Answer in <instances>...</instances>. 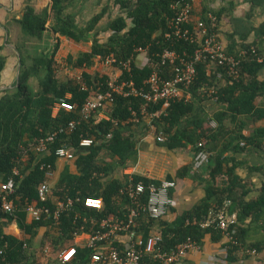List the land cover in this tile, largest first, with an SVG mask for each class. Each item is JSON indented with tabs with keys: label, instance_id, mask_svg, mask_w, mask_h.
I'll use <instances>...</instances> for the list:
<instances>
[{
	"label": "trees",
	"instance_id": "1",
	"mask_svg": "<svg viewBox=\"0 0 264 264\" xmlns=\"http://www.w3.org/2000/svg\"><path fill=\"white\" fill-rule=\"evenodd\" d=\"M74 1L51 0L50 11L45 12L38 11L29 1L21 18L16 19L24 37L23 43L17 45L21 57L20 74L12 88L0 91V264H33L35 254L30 249L31 240L43 225L57 226L60 237L53 241L56 245L60 239L63 242L72 241L80 232L96 234L104 231L102 226L104 219L111 214L127 218L132 206L131 198L122 192L131 180L127 183L112 175L118 167L124 166L128 155L136 148L137 141L133 136L135 129H126L123 124L135 123L133 110L140 117L144 100L117 95L111 105L110 120L95 116L89 121H82L74 131L61 133L50 145V151L41 155L34 148L40 139L61 127H66L71 120L79 119L78 110L71 112L63 110L57 116H53L55 102L71 94L69 100L81 107L88 97L109 88V75L89 71L97 58L103 60L111 53L120 60L133 58L132 77L138 86H142L153 71L163 67L161 53L165 48L194 56L198 46L186 40H168L165 37L170 20L178 11L173 5L181 7L186 3L193 4L192 0H115V5L124 13L111 18L109 24L103 27L101 23L109 8L94 15L82 26L73 14L66 12ZM262 1L264 0H252L253 4ZM211 3L212 0H203L200 18L209 24L211 31L220 34V24L228 9L222 8L218 11ZM195 11L194 9V13ZM211 13L216 16V21L211 20ZM253 13L251 10L244 17H232L233 31L229 34L228 48L226 46L229 54L239 55L243 49L256 48L262 55L264 49L262 36L251 43L246 41L250 34L257 30L252 22ZM50 20L52 23L48 24ZM46 32L52 33L56 38L51 53L36 51L30 53L28 47L30 44L34 45L31 42L36 39L44 40ZM102 33H106V37ZM61 37L77 42H92L90 51L82 52L78 56L69 54L67 57L72 67L84 69L81 77L70 75L61 79L58 76L55 57L60 48ZM7 43L0 36V86L9 65L8 55L2 52L7 48ZM141 47L148 48L150 60L145 65L135 60L139 55L137 50ZM30 59L32 63H29ZM263 65L264 59L259 62L252 56L247 57L240 66L238 76L233 78L227 75L224 66L212 60L197 62L196 78L190 88L192 93L190 101L176 100L168 104L160 101L148 108L155 115L152 123L156 125V130H162L168 137L164 144L170 149L195 144L197 149V144L203 141L208 148L209 142L222 134L227 117L234 119L240 115L255 114L258 111L255 100L258 96H264V80L258 78ZM221 72L223 78L219 77ZM129 75L124 72L123 78ZM33 80H37V84ZM210 87L217 88L220 103L227 104L224 111L215 115L214 119L218 123L215 127L211 124L209 114L202 108L204 102L211 99L207 94V88ZM257 132L247 137L248 144L264 149V142L260 140L261 137L264 139V129ZM82 136H95L98 141L88 149H80L79 142ZM238 138H243V135L235 136L230 141V146L224 145L221 152L214 153L205 172L195 178L206 190V196L199 203L184 211L172 222L153 220L149 218L147 212L141 214L137 228L145 239L158 223V232L163 236L161 246L164 249L174 248L189 237L200 245H203L208 235L219 241L225 237L222 230L215 227L204 228L200 222L211 213L216 214L226 209L230 214L236 213L238 217L236 225H233L237 230L235 235L238 244H231L225 237L227 260L231 264H237L241 258H248L250 255L244 253L243 249L264 252V182L259 194L250 198L251 183L237 173L236 164L230 166L227 157H223L227 149L238 150L241 142L232 145ZM64 143L79 148L76 158L78 171L74 173L66 167L56 184L58 188L56 192L60 198L69 196L73 198L80 196L82 199L88 196L102 198L104 204L101 208H95L78 202L74 210L62 215L59 224H56L54 219L33 220L29 223L26 220L27 202L38 198L39 187L48 178L41 164L50 163L56 170L58 157L55 151ZM25 152L28 158L23 160ZM107 156L110 157L109 161L105 159ZM15 166L21 167V175L15 176L16 191L13 199L17 210L10 214L1 208L2 184L14 175ZM256 168L262 170L264 174V167ZM190 169V166L184 167L180 170V175H186ZM132 181L143 182L146 185L151 182L159 183L139 175L134 176ZM144 200H147L146 194ZM50 206L54 207L52 204ZM6 220L17 221L31 237L20 239L7 234ZM114 244L122 250L125 248L120 242ZM46 248L47 246L42 248L43 252L46 250V254L52 257L50 249ZM63 250L62 248L60 251ZM60 251L57 252L58 256L53 255L54 258H59ZM93 252L94 249L78 246L72 262L87 264Z\"/></svg>",
	"mask_w": 264,
	"mask_h": 264
},
{
	"label": "built area",
	"instance_id": "2",
	"mask_svg": "<svg viewBox=\"0 0 264 264\" xmlns=\"http://www.w3.org/2000/svg\"><path fill=\"white\" fill-rule=\"evenodd\" d=\"M178 9L177 14L170 20V27L165 32L168 40H186L197 44L194 56H188L186 53L181 54L176 49L165 48L162 53V66L153 71L145 80L144 85L138 86L132 77L133 58L120 60L114 53L103 59L105 66L111 69H118L119 75H111L108 82L109 88L101 91L97 95L88 97L81 107L77 103L71 102L67 94L66 97L58 99L53 105V116H57L61 111L71 112L78 110L79 119L71 120L66 127L54 131L50 135L40 139L35 145V150L41 155L50 151V145L55 142L61 133L72 132L84 120L89 121L95 116L99 119H111V105L117 95L124 97H138L144 100L142 113L139 117L135 110V122H142L147 117H153L154 113L149 111V106L160 101L168 104L171 101L192 99L190 91L197 73L196 64L202 60H212L213 62L225 67L227 75L236 78L239 74L240 66L243 60L252 56L259 62H262L264 56L256 48L243 49L239 55L229 54L226 50V44L220 34L211 31L209 24L197 17L194 13V6L186 3L181 7L173 5ZM212 21H216V16L210 14ZM139 55H144L141 65L148 63V48H139ZM135 58V60H137ZM124 72L129 73L124 77ZM170 73L169 75H167ZM223 78V73H219ZM208 97L214 101H219L218 90L215 87L207 88ZM212 126H217L215 119L211 120ZM159 141H166L163 132L158 133ZM95 136H82L79 142L80 149H88L97 143ZM242 146L246 145L241 141ZM79 148L68 143L58 147L55 154L58 158L73 160L77 158ZM28 154L24 153L22 159L26 160ZM212 152L205 147L203 141L197 144V151L193 160L195 171H201L211 161ZM41 168L46 170L47 179L40 185L38 198L27 202V213L33 220L54 219L59 224L62 215L67 211L75 209L78 202H84L86 206L101 208L104 204L102 198L88 196L85 199L78 197L54 198L51 179L54 177L55 170L50 163H42ZM14 175L6 183L2 184L1 208L10 214L17 210L13 195L16 191L15 176L21 175V167L15 166ZM177 186L173 179H164L159 183L151 182L146 185L143 182L134 183L132 180L122 190L131 198V208L127 218L108 217L102 221L104 231L91 234L86 244L87 248L94 249L91 259L87 264H176L189 252L199 250L201 245L191 237L179 243L171 249H164L161 246L163 236L160 232L155 231L145 239L136 233V225L139 217L143 212H147L149 218L161 220L174 205L175 198L172 190ZM145 194L147 200H144ZM52 204L54 207L50 206ZM87 219V218H85ZM238 217L236 213L230 214L226 209L218 211L216 214L211 213L200 225L204 228L215 227L222 230L224 236L231 244H238L236 238V225ZM83 228V227H82ZM127 232L131 235L130 241L122 250L111 240L115 233ZM108 242V245L103 243ZM230 247V246H229ZM243 252L250 256H258L260 253L256 249H243ZM77 254L75 246L64 249L59 260L62 263L70 262Z\"/></svg>",
	"mask_w": 264,
	"mask_h": 264
},
{
	"label": "crops",
	"instance_id": "3",
	"mask_svg": "<svg viewBox=\"0 0 264 264\" xmlns=\"http://www.w3.org/2000/svg\"><path fill=\"white\" fill-rule=\"evenodd\" d=\"M29 1L40 12H45L47 10L50 11L51 0H0V36L3 37L4 40L7 39L9 41L10 37H12L18 30L22 32L16 19L21 18L24 8ZM114 1L115 0H75L74 3L68 6L66 12L73 14L77 22L84 26L94 15L102 12L105 8H109L101 23V26L103 27L109 24L111 18L124 13L118 5H115ZM202 2L203 0H192L194 9L196 10L195 15L197 17H201L200 12L202 10ZM211 5L218 11L222 8L228 9L220 24V34L227 48L230 41L229 34L233 31V26L231 24L232 17H244L251 10L254 11L252 22H254V26L257 30L253 31L246 41L249 43L254 42L259 36H262V40L264 41V1L258 4H253L252 0H212ZM51 23L52 20L48 22V24ZM105 34L106 33H102L103 36H105ZM52 36L56 41L53 34ZM238 41L241 42L239 39ZM86 43L77 42L67 37H61L59 51L61 48H64V45L71 44L72 51L69 54H74L75 51H79L80 47H84ZM262 48H264V43L262 44ZM90 50H85L84 52ZM262 55L264 56V49ZM143 56L144 55H140L137 62L142 63ZM8 63H10L9 58ZM89 71L92 73L107 74L109 76H117L120 74L118 69H111L105 66L103 60L100 58L96 59L95 64ZM258 78L264 80V65L259 71ZM226 105L227 104L225 103H220V101L207 99L202 108L206 111V114H209V118L212 120L218 112L225 110ZM255 105L258 109L255 114L240 115L234 119L230 118V116L227 117L223 125L222 134L216 139L211 140L207 148L212 152V155H214V153L221 152L224 145L230 146V141L235 138V136L243 135V138H238L232 145L235 146L236 143H240L241 141H245L246 145L242 146L240 144L238 150L227 149L224 152L223 157H227L230 166L236 164L238 166L237 173L251 183L252 188L249 193L250 198L259 194L264 182V174L262 173V170L256 168L264 167V149L248 144L247 139V137H250L252 134H257V131H262V129H264V96H258L255 100ZM154 119L155 115L153 117H147L142 122L134 121L135 123L132 124L124 122V128L135 129L133 136L137 141V145L128 155V159L124 166L118 167L112 176L127 183L136 175L147 177L159 182L164 179L175 180L177 186L173 190V196L175 198L174 205L161 219L172 222L184 211L191 209L206 196L204 186L199 184L195 178L198 174L205 172L207 168H203L199 173L193 169V160L197 151L195 144H187L177 149H170L164 144L168 139L166 134H164L167 138L166 141H159L157 135L163 131L156 130V125L152 123ZM260 140L264 142L262 137ZM105 159H107L106 161H109L110 157L107 156ZM186 166L191 167L190 171L186 175H180V170ZM66 167H69L72 172L77 173L76 159H57V168L54 177L51 179L54 198H60V195L56 192L58 191L56 184L62 171ZM109 217L120 218L115 214H111ZM26 220L29 223L33 221L28 213ZM156 224V227L154 226L151 233L158 231V223ZM138 226L139 224L137 223L135 229L136 233L137 235L143 236V233L138 230ZM5 232L7 234L15 235L20 239H29L31 237V235L26 233L25 229L20 227L15 220L12 222L5 221ZM90 235L91 234L88 232H80L76 234L72 241L63 242L62 239H60L55 245L53 241H57L60 237L57 226H41L38 233L31 240L30 249H32L35 254L32 259L33 264H75L72 261L62 263L59 258L56 259L54 256H56L57 252L62 248L67 249L69 246H75L76 248L78 246L82 248L86 247ZM130 238L131 235L129 233L119 232L115 233L111 242H120L126 246L130 241ZM226 241L227 239L225 237L217 241L214 240L211 235H208L199 250L189 252L176 264H231L227 260L228 253L225 248ZM103 245H108V242L103 243ZM44 246H47V248L50 249L52 257L46 254V250L43 252L42 248ZM237 264H264V252L256 257L249 256L248 258H241Z\"/></svg>",
	"mask_w": 264,
	"mask_h": 264
},
{
	"label": "rangeland",
	"instance_id": "4",
	"mask_svg": "<svg viewBox=\"0 0 264 264\" xmlns=\"http://www.w3.org/2000/svg\"><path fill=\"white\" fill-rule=\"evenodd\" d=\"M9 38V37H8ZM7 40V39H6ZM24 37L23 33L18 30L16 31L12 37H10L9 41L7 40V48L4 49V53L8 55V58L10 59V63L7 67V69L4 72L3 82L0 86V91H3L7 88H12V86L16 83L18 79V74L20 73V53L17 50V45H21L23 43ZM34 45L31 46V44L28 47V51L30 53L44 52L45 54L51 53V51L54 49V46L56 44V41L54 40L51 33L46 32L45 39L44 40H33ZM64 44V41H63ZM91 42L86 43L84 47H80L79 51L73 54L74 56L80 55L85 50H90ZM72 51L71 44L64 45V48L57 52L56 54V69L57 74L61 79H64L70 75L74 77H81L82 72L84 69L82 68H75L72 67L70 63L67 61L68 54ZM72 54V53H71ZM33 56V54H32ZM29 63H32V60H29ZM35 81V84H37V80Z\"/></svg>",
	"mask_w": 264,
	"mask_h": 264
},
{
	"label": "water",
	"instance_id": "5",
	"mask_svg": "<svg viewBox=\"0 0 264 264\" xmlns=\"http://www.w3.org/2000/svg\"><path fill=\"white\" fill-rule=\"evenodd\" d=\"M21 59V57H19ZM20 74V73H19ZM19 74H18V77H19Z\"/></svg>",
	"mask_w": 264,
	"mask_h": 264
}]
</instances>
